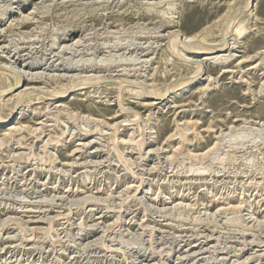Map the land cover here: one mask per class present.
Instances as JSON below:
<instances>
[{
	"label": "rangeland",
	"instance_id": "rangeland-1",
	"mask_svg": "<svg viewBox=\"0 0 264 264\" xmlns=\"http://www.w3.org/2000/svg\"><path fill=\"white\" fill-rule=\"evenodd\" d=\"M0 5L19 10L16 18L35 11L25 28L14 17L0 21V82L13 84L8 93L0 84V112L27 106L23 120L0 125V264H264V0ZM163 11L171 25L161 26ZM242 22L250 28L236 38ZM174 34L183 57L169 61ZM193 42L226 45L203 55L182 45ZM223 55L232 56L228 64L211 63ZM116 56L135 64L87 63ZM77 61L85 65L75 68ZM197 73L206 81L198 90H179ZM117 82L143 86L150 97L119 96ZM62 88L66 96L55 99ZM24 91L32 102L16 104ZM241 132L260 144L255 152L225 147ZM144 136L152 143L140 150ZM218 154L222 164L213 162ZM196 169L203 175L194 176ZM152 202L155 212L144 210Z\"/></svg>",
	"mask_w": 264,
	"mask_h": 264
},
{
	"label": "bare ground",
	"instance_id": "bare-ground-1",
	"mask_svg": "<svg viewBox=\"0 0 264 264\" xmlns=\"http://www.w3.org/2000/svg\"><path fill=\"white\" fill-rule=\"evenodd\" d=\"M91 1V0H90ZM24 3H25V1H23ZM251 2H252V0H248V4L249 5H251ZM39 3V2H38ZM87 3V2H86ZM100 3V2H99ZM116 4V3H115ZM157 4V3H156ZM34 5V4H33ZM40 5V4H39ZM91 5V4H90ZM94 5V4H93ZM119 5V4H118ZM35 6V5H34ZM38 6V5H37ZM42 6H44V5H42ZM88 6V5H87ZM99 6V5H98ZM159 6V5H158ZM253 6H254V4H253ZM21 7H22V4H21ZM40 7V6H39ZM154 7H155V4H150L149 5V7L147 6V9H148V12L149 13H151V12H153L154 11ZM20 8V7H19ZM38 8V7H37ZM43 8V7H42ZM99 9V8H98ZM109 9V8H108ZM170 9H171V6H170ZM169 9V10H170ZM33 10V9H32ZM35 10V9H34ZM38 10L41 12V13H45L42 9H40V8H38ZM167 10V9H166ZM43 11V12H42ZM147 11V10H146ZM168 11V10H167ZM167 11H163L164 13L161 15L162 16V18H163V22L161 23L162 25L161 26H164V24L166 25V26H168V25H171L173 22H174V17L171 15V16H169V15H167ZM38 12V11H37ZM18 14L19 13V10L17 11V10H15V8L13 7V6H11L10 8H4L3 6H1L0 5V21H5L8 17L9 18H12V17H14L13 18V20H16L17 21V23H16V25L15 26H17V28H25V27H27V26H30L31 24H33V22H32V20H31V16H32V14H34L35 13V11H31V12H29L28 14H20V16H21V18H16L15 17V14ZM39 13V12H38ZM162 13V12H161ZM191 13H193V12H191ZM191 13H188V14H191ZM170 14V13H169ZM173 14V13H172ZM150 15V14H149ZM173 17V18H172ZM187 17V19H189V16L187 15L186 16ZM161 18V17H160ZM8 20V19H7ZM190 21V20H189ZM12 22V21H11ZM246 23V22H245ZM244 22H242V23H240V24H238V26L234 29V32H235V36H236V38H243L242 36L243 35H245L247 32H248V30H249V26H247L246 24H245ZM231 24H232V22L229 24V26L231 27ZM175 25V24H174ZM13 26V24H11V27ZM70 32V31H69ZM68 32V29L66 28L65 30H64V32L62 33V35L61 36H59V38H58V40L54 43V50H57V49H59V48H61L62 47V45L60 44L59 46H57V44H59L60 42H61V40L63 39V40H65V39H67V37H68V34L67 33H69ZM151 34V33H150ZM203 40V39H202ZM178 36L176 35V34H174L173 36H171V38H170V44H169V46H168V54L167 55H169L168 57V59H169V61H171V60H174L175 58H174V55H178L179 56V53H180V50H179V48L177 47L178 46ZM213 41V40H212ZM206 42V41H205ZM211 43V42H210ZM206 44V43H205ZM183 45V47L184 48H186V49H188V50H195V52L196 53H199V54H203V55H208V54H212V53H215V52H218V51H221V50H223V49H225L224 47H225V45H226V43H222V45H220L219 44V46L218 47H216V46H213V45H207V46H203L204 45V42H203V45L201 44V43H198V42H193V43H191V44H189V43H187V44H185V43H183L182 44ZM53 46H52V48H53ZM132 45H127V47L126 48H130ZM55 52V51H54ZM189 53H191L190 51H189ZM158 54H159V52H158ZM47 55V54H46ZM180 57V56H179ZM181 57H183V56H181ZM181 57L180 58H177V59H181ZM232 59V56L231 55H228V56H219L218 58H216V56L214 57V59L211 61V63H213V64H217V65H220V64H222V65H226V64H228L229 62H230V60ZM94 61V60H93ZM133 61V60H132ZM131 61H129V59L128 60H126L124 57H115V58H112V57H108V58H104V59H100V60H95L94 62H91V60H87V63H89L91 66H96V67H101V68H109L110 66H114V65H120V64H122V65H134L135 63H130ZM33 64V66H40V65H38L37 63L35 64L34 62H32L30 65H32ZM71 64V63H70ZM75 64V65H74ZM73 64V66H75V68H78V67H80V66H84L85 65V62L83 63L82 61H77L76 63H74ZM198 64H199V62H198ZM62 65H64V64H62ZM72 65V64H71ZM70 65V66H71ZM43 66H46V64L45 65H41V67H43ZM73 68V67H72ZM200 68V66H197V69L198 70H200L199 69ZM71 69V68H70ZM36 75H37V73H36ZM46 75V74H45ZM59 76V75H58ZM16 77V84H19L20 82H21V76L20 75H17V76H15ZM3 78V77H2ZM8 79V78H7ZM30 79H31V77H30ZM89 79V80H88ZM72 80V79H71ZM87 80L89 81V82H87L88 84H90V83H94L95 81H98L99 80V78H87ZM118 80V79H117ZM2 81V80H1ZM73 81V80H72ZM125 83H126V81H124ZM128 82V81H127ZM206 81H203L202 82V75H201V73H197V76L195 77V79L193 80V82H191L190 84H188V85H186V86H184L185 84H187L185 81L184 82H182L181 84H179V86H184L183 88L181 87L179 90H186L187 91V93H190V92H192V91H196V90H198L200 87V85H201V83L202 84H204ZM84 83V82H83ZM131 83V82H130ZM0 84H1V86H2V88H1V92L3 91V92H5V93H8V91L9 90H11L12 89V86H13V84H6V83H4V82H0ZM115 87L117 88V92H119L118 94H119V96L120 95H122V92L124 91V90H128V91H132V94H133V98L134 99H139V100H142L143 98H146V97H150L147 93H146V91H142V87L143 86H139L138 87V89H130V87L129 86H125L124 85V83L123 82H117V83H115ZM136 88H137V86H136ZM56 91V90H55ZM167 92V91H166ZM66 93H67V90L65 89V88H62V89H60V90H58V91H56L55 93L53 92V94H51V95H53L54 97H55V99L56 98H64L65 96H66ZM129 93V92H128ZM151 93H153V95L154 96H156L158 99H160L159 97H161V96H164V92L161 90V88L160 89H158V88H152V92ZM264 93V92H263ZM31 94H32V92H29V91H24V92H21L20 93V95L18 96V98H16L17 99V101L15 102L16 104H18V103H20L21 101H26V103H30V102H32V100L33 99H31ZM33 95V94H32ZM50 95V94H49ZM52 96V97H53ZM54 97H53V99H54ZM37 98V97H36ZM42 97L40 96V97H38L37 98V100L38 99H41ZM51 99V98H50ZM164 101V102H163ZM162 102L163 103H161L160 104V106H162V105H164L167 101H168V103H169V99H164ZM166 101V102H165ZM25 103V104H26ZM168 103H167V105H168ZM120 105L122 106L123 105V102L121 101L120 102ZM14 106V105H13ZM16 106V105H15ZM13 107L12 108V110L10 111V113L8 114V116H6V117H4V116H2V113L0 114V125L1 124H6V123H8V122H11L12 120H16V118H18L19 117V120H23L25 117H26V114H27V106H25L24 107V109H22L19 113H17L16 114V107ZM130 109V108H129ZM3 111V110H2ZM3 114H4V112H3ZM5 115H6V113H5ZM126 122V119H123V120H121V124L120 125H117V127H116V129H115V134H114V136L112 137V140L114 141V142H117L118 140H119V137H118V132H119V130H120V128L122 127V126H124V123ZM244 128V127H243ZM97 129V128H96ZM241 130H242V128H240ZM22 129L21 128H14V129H12V134L11 135H13V133H18V132H20ZM245 130V129H244ZM188 131H189V129H185L184 131H182L181 133H180V136L181 137H185L186 135H187V133H188ZM65 133V132H64ZM64 133H62V134H60V136H62ZM225 133V132H224ZM246 133V132H245ZM142 134V133H141ZM227 134V133H226ZM103 135V134H102ZM223 135V134H222ZM105 136V135H104ZM235 136V135H234ZM263 135L262 134H260V136L258 135V137L259 138H261ZM145 137V136H144ZM225 137V136H224ZM236 138H234L233 139V141L232 142H230L229 144H227V145H225V147L226 148H232L234 151L235 150H239V149H251L253 152H255L256 150H257V148L258 147H260L259 145V143H255V144H248L249 143V141H246L247 139H248V136H247V134H244V132H241V133H239L238 134V136L236 135L235 136ZM56 139V138H55ZM57 139H59V138H57ZM56 139V140H57ZM261 139H263V138H261ZM92 141V140H91ZM148 143H152L151 141H149V139H147L146 137L145 138H143V139H141V140H139V142H138V147L140 148V150L144 147V146H146ZM226 144V143H225ZM4 145V144H3ZM134 145V144H133ZM135 146V145H134ZM33 147V146H32ZM138 148V149H139ZM223 148V147H222ZM219 149V148H218ZM153 150V149H152ZM151 150V151H152ZM222 151V150H221ZM119 159H121L122 160V162H123V164H124V166H126V169H127V171H131V167H129L128 166V164L125 162V156L123 155V152H120V150H119ZM43 159V158H42ZM250 158H248L247 159V164H250L251 163V160H249ZM225 161V157H223V154H218L217 156H215L214 158H213V162L214 163H216V164H222L223 162ZM123 164H121L122 166H123ZM189 173V172H188ZM193 173L195 174L194 176H202L203 175V171H201L200 169H196V170H194L193 171ZM88 174L89 173H86L85 175H84V179L88 176ZM92 178V177H91ZM142 184L144 183V180H142V182H141ZM162 189H164L163 187H160L159 188V190H160V193H163V191H162ZM94 199V198H93ZM91 201V198H87L86 200H85V202H87V201ZM96 201V200H95ZM154 201V200H153ZM243 203V202H242ZM241 203V204H242ZM150 205V204H149ZM152 205V206H151ZM150 206H145V208H144V210H149L151 213H153V212H155V203H153L152 202V204H151ZM167 211V210H166ZM158 212V211H157ZM160 212V211H159ZM14 218V217H13ZM12 218V219H13ZM258 220V219H257ZM53 221V220H52ZM245 221V220H244ZM52 223V222H51ZM119 223V222H118ZM263 223V222H262ZM244 230V229H243ZM246 230V229H245ZM83 232V231H82ZM245 233V232H244ZM170 235V234H169ZM104 238V237H103ZM253 240V239H252ZM158 241V240H157ZM203 241V240H202ZM210 241L211 242H215V241H219V240H217L216 238H211L210 239ZM257 241V240H256ZM193 242L194 243H198V242H201V239L200 238H196L195 239V241L193 240ZM203 242H205V241H203ZM210 242V243H211ZM209 243V242H208ZM256 243V242H255ZM201 244H202V242H201ZM233 244V243H232ZM242 244V243H241ZM252 244V241L251 242H248L247 243V245L248 246H250ZM205 245V244H204ZM254 245V244H253ZM171 246V245H170ZM227 246V245H226ZM256 246H258V245H256ZM215 247H216V245H215ZM199 251V250H198ZM219 252H220V250H219ZM188 253V252H187ZM150 255V254H149ZM213 255H215V254H213ZM255 257V256H254Z\"/></svg>",
	"mask_w": 264,
	"mask_h": 264
}]
</instances>
